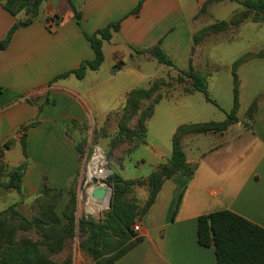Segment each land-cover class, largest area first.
I'll return each instance as SVG.
<instances>
[{"label": "crops", "instance_id": "crops-1", "mask_svg": "<svg viewBox=\"0 0 264 264\" xmlns=\"http://www.w3.org/2000/svg\"><path fill=\"white\" fill-rule=\"evenodd\" d=\"M73 1L80 12V28L67 0H43L32 24L17 29L9 46L0 50V213L22 200L34 198L44 189L60 193L56 212H62L88 155L82 159L78 150L82 128L98 117L102 120L97 123H102L113 111L102 106L105 103L102 96H107V90L110 94L112 91V77L105 73L107 65L108 70L113 69L109 74L112 76L119 72L118 68H126L127 58L131 63L129 69L136 71L130 74L136 80L146 78V87L161 78L162 72L176 78L191 67L205 76L208 65L205 55L264 23L249 17L237 26L229 25L224 31L194 41L203 29L220 22L229 23L245 9L233 0H144L139 13L129 15L140 0ZM229 3L236 7L228 17L206 24L220 7ZM25 18V12L13 17L0 4V41L13 25ZM117 21H121L118 31L102 45L104 60L97 71H87L81 80L70 75L50 84L55 77L94 58L83 33L91 35ZM154 48L163 51L175 68L161 65L153 57L147 61L140 57V52ZM262 52L264 48L247 50L217 62V70H229L233 84V64L243 58L235 70L238 122L223 133L189 134L182 138L186 162L198 165L195 174L191 178L175 175L164 182L154 203L138 221L137 234L142 242L113 264H216L214 248L197 243L198 218L216 211H230L264 229V110L257 109L254 115L259 125L247 122L246 112L257 98L242 101L241 85L245 79L240 77L241 69L250 70L254 61L264 57V53L259 55ZM146 64L155 72L145 73ZM206 86L209 95L207 78ZM177 87L154 106L148 121L149 124L155 117H164L156 124L159 126L156 144L148 141L147 124L145 146L152 150L153 170L170 158L172 137L180 125L207 123L180 122L198 112L190 104V98L198 92ZM130 91L121 88L118 100L123 101ZM23 137L25 157L21 147ZM5 143L9 145L3 149ZM25 162L21 194L4 188L9 173ZM181 191L182 200L172 219ZM86 194L89 198L88 191ZM146 198L145 191L142 203Z\"/></svg>", "mask_w": 264, "mask_h": 264}, {"label": "trees", "instance_id": "trees-1", "mask_svg": "<svg viewBox=\"0 0 264 264\" xmlns=\"http://www.w3.org/2000/svg\"><path fill=\"white\" fill-rule=\"evenodd\" d=\"M67 1L71 7L76 24L80 28V12L76 9L73 0ZM143 1L140 0L129 15H137ZM233 1L240 4L245 10L236 13L229 23L220 22L203 29L194 41H199L206 35L224 31L229 25L237 26L249 17H252L254 22L264 21V0ZM42 2L43 0H3L0 3L2 9L13 17L22 11L26 14L25 20L13 25L7 32L5 38L0 41V50H5L9 46L12 36L17 29L32 24L39 13V7ZM120 22L110 23L106 27L96 30L91 35L83 33L84 38L94 53V58L90 61H83L75 70L55 77L50 84L57 80L65 79L70 75H73L77 80H81L87 71H97L104 60L102 45L104 42L111 40L112 34L118 31ZM140 54H148L159 64L169 68H175L174 63L159 48L142 51ZM242 61L243 58H240L233 64V106L231 111L226 114L225 120L222 122L180 125L172 137L170 158L165 163L158 165L145 178L125 180L119 175H110L107 181L112 187L111 206L106 212L104 219L99 221L82 219L76 224L74 216L75 198L70 190V198L61 212L62 218L66 220L64 224L56 212L60 201V193L50 189H44L42 193L46 195L51 192L57 193H54L55 199H57L56 205L54 203L55 208H48L46 210L47 214L51 210L55 223L60 224L61 233L56 234V236L53 235L54 240L58 242L71 240L74 238L77 226L80 232L84 234L87 232L86 238L82 240L81 250L92 258L94 264H113L139 245L142 242V238L133 231V226L150 209L164 182L175 175L191 178L198 168L197 164L190 165L186 162L185 154L181 146L182 138L189 134L223 133L229 126L238 122L236 117L239 107L237 95L238 82L235 70ZM179 75L181 77H176L175 83L188 84V88H185L186 92H198L203 95L206 102L215 105V102L210 99L207 92L206 76L194 72L191 67L188 72H181ZM161 81V78H159L147 88L133 89L128 92L125 101L126 108L130 107L132 110L137 111L139 102L148 99L153 93L155 94L157 86L159 87L161 85ZM161 100L162 98H158L156 102L149 105L147 114L144 112L138 120L140 132L144 133L143 144H145L146 131L142 123L145 118L152 116L154 106ZM256 111L257 102L254 101L246 112V120L248 123L253 121ZM26 129L27 127L24 128V130ZM133 136L137 137L138 135L133 134ZM24 140L25 137L21 140V147L23 156L25 157ZM8 145V143H5L3 149L8 148ZM78 150L82 159L86 157L81 145H78ZM26 166L25 162L11 171L8 175V183L4 188L21 194V183ZM135 188H145L147 190V198L141 207L129 199V196ZM182 196L183 191L180 192L176 200L172 219H174L178 211ZM15 206L13 205L1 212L0 218L7 213H13ZM16 243L9 239L8 243L0 251V264H55L45 257L46 253L42 252L38 244L28 242ZM197 243L204 248H214L216 264H264V229L227 210L216 211L198 218ZM55 246L57 245L49 244L46 250L48 252L53 251Z\"/></svg>", "mask_w": 264, "mask_h": 264}, {"label": "rangeland", "instance_id": "rangeland-1", "mask_svg": "<svg viewBox=\"0 0 264 264\" xmlns=\"http://www.w3.org/2000/svg\"><path fill=\"white\" fill-rule=\"evenodd\" d=\"M235 7L234 3L220 7L214 18L208 19L206 24L228 17ZM260 48H264V23L261 24L260 28H255L253 31L245 30L238 39L227 43L221 48L216 46L208 55H205L206 60L205 58L204 60L208 65L206 66L207 69L204 75L208 82L209 96L215 101L216 105L206 102L202 94L196 93L194 97L190 98V104L195 106L198 112L193 114L190 119L186 117L181 119L180 122H186L187 120H199L201 122L223 121L225 114L229 113L232 108L233 96L230 91L233 84L229 70H217V62L236 53L246 52L247 50H259ZM140 57L147 61L150 56L142 54ZM124 63L128 67L126 66L123 70L118 68L119 72L112 76L109 74L113 72V69L108 70V65L106 66L105 73L107 77H112V91L110 94L107 90V96L101 95L105 100V103L102 102V106L104 110L107 108V111H113L110 112L102 123H97L102 120V118L98 117L95 118L94 122L91 121L87 126L82 128V141L79 145L82 146L85 154L91 153L95 147L103 153L106 160L107 178L112 174H116L119 176L123 175V178L137 180L150 175L155 165V161L152 159V150L145 146L146 138L145 144L142 143L144 133L140 132L138 125L139 118L144 112L147 114L148 106L156 102L158 98L163 99L164 97H168V94L177 86L182 87L181 89L188 88V84H177L175 83V77L170 78L169 73L165 74L162 72L159 75L162 76L161 85L157 86L156 93H153L148 99L140 101L138 110L134 111L130 107L126 108V97L123 101L118 100L117 92L121 88H129L130 90L144 88L146 87L147 79L136 80L130 74L136 71L129 69L131 63L127 58L124 60ZM253 63L255 64L251 66L250 70L246 68L240 70V77L245 79V83L241 85L242 101L245 102L252 98V96H256L257 109L261 108L264 110V57ZM146 72H148L147 74H151L155 71H153L151 66L147 65L145 66ZM179 76L178 74L177 78ZM109 106L112 108L109 109ZM239 115L242 118V114L240 113ZM150 118H145L142 123L146 135L147 124ZM163 118L155 117V120H150L148 124L150 128L148 141L153 142V144H156L158 140L156 136V132L159 129V126L156 125L157 121H163ZM252 125H259V122L253 119ZM120 127H122L121 130ZM133 134L138 136H133ZM204 145L206 146L207 143ZM84 173L85 163H82L76 182L71 189V193L74 194L75 198L74 216L76 224L82 219L102 220L109 210L107 209V205L98 209L96 203L89 201L86 194V191H88L87 187L82 181ZM107 178L106 182L108 183ZM108 185L112 192L111 185L109 183ZM145 191L147 192L145 188H135L129 199L141 207ZM54 193L51 192L46 195L41 191L34 198L25 199L16 204L13 213H7L0 218V251L11 239L17 242L16 244L23 242L38 244L42 252L46 253L45 257L55 264H94L92 258L81 250V243L86 238L87 232L85 234L80 232L76 226L74 238L71 240L61 242L54 240L53 235L56 236V234L61 233L60 224L55 223L51 210H49V214L46 211L48 208H55L54 203L56 205L57 199H55ZM58 215L65 224L66 220L62 218L61 213ZM49 244L57 246L53 248V251L48 252L46 249Z\"/></svg>", "mask_w": 264, "mask_h": 264}, {"label": "built area", "instance_id": "built-area-1", "mask_svg": "<svg viewBox=\"0 0 264 264\" xmlns=\"http://www.w3.org/2000/svg\"><path fill=\"white\" fill-rule=\"evenodd\" d=\"M107 171H106V160L103 153L97 148H93L91 153L87 155L85 161V173L83 175L82 181L87 187L90 193L91 189L98 185L103 186L108 184L106 182ZM96 179V185L92 184V180ZM133 231L138 233L140 231V225L138 222L133 226Z\"/></svg>", "mask_w": 264, "mask_h": 264}, {"label": "water", "instance_id": "water-1", "mask_svg": "<svg viewBox=\"0 0 264 264\" xmlns=\"http://www.w3.org/2000/svg\"><path fill=\"white\" fill-rule=\"evenodd\" d=\"M92 184L96 185V179L92 180ZM111 195L112 192L108 184L103 186H94L89 193V201L101 204L105 200L107 201V209H110L111 206Z\"/></svg>", "mask_w": 264, "mask_h": 264}, {"label": "bare ground", "instance_id": "bare-ground-1", "mask_svg": "<svg viewBox=\"0 0 264 264\" xmlns=\"http://www.w3.org/2000/svg\"><path fill=\"white\" fill-rule=\"evenodd\" d=\"M107 205V201L105 200L103 203H101V204H97L96 203V207L98 208V209H101L102 207H104V206H106ZM91 209V208H90Z\"/></svg>", "mask_w": 264, "mask_h": 264}]
</instances>
